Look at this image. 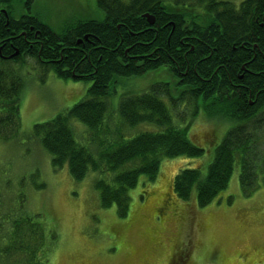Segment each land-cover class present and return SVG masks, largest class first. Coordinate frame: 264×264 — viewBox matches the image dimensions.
I'll list each match as a JSON object with an SVG mask.
<instances>
[{
  "label": "trees",
  "instance_id": "obj_1",
  "mask_svg": "<svg viewBox=\"0 0 264 264\" xmlns=\"http://www.w3.org/2000/svg\"><path fill=\"white\" fill-rule=\"evenodd\" d=\"M31 1L21 0L16 3L14 0H0V8L3 6L9 9L8 18L13 27L45 23L33 11ZM95 1L102 17L79 19L71 25L72 32L80 36L78 40L101 43L104 48L119 44L116 53L105 59L102 67L99 64L107 57L108 52L102 56L99 64L96 62L97 67L101 69L88 77L91 84L85 98H81L51 119L33 124L26 136L27 139L37 140L48 152L52 167L66 165L75 180L82 179L87 172L96 173L98 176L96 175L93 185L98 191L101 207L114 205L117 215L125 216L129 208V190L137 183L140 175L152 180L158 172L162 158L183 154L200 155L204 148L188 137L187 127L170 124L171 118L166 106L151 92L124 94L116 110L121 122L129 126L142 121H153L161 125V129L124 137L123 127L119 126L115 128L112 136L113 110L109 105L110 85L123 77L159 65L154 63L149 65L143 59L146 51L143 43L152 38V32L145 30L148 21L143 13L150 14L152 11L155 14L153 16L156 17V21L154 20L153 24L167 23L164 29L166 34L175 20L179 23H183V20L181 13L168 6L167 0ZM188 1L201 4L209 16L207 22L201 23L203 26H193V33L203 41L215 38L220 59L211 61L213 66H218L217 69L224 72L226 69L222 67L232 64L233 69L237 68L238 72H241L240 65L243 61H248L245 64L248 70L259 71L258 76L250 73L244 74L242 78L245 89L250 90V95L258 93L254 101H249L246 95H240V92L230 93L224 75L217 78L215 85L202 83L199 88L190 90L195 96L203 94L205 98H210L211 106L207 109L209 114L233 122L221 140L215 144L213 155L205 170L198 165L187 166L173 179V192L180 199L190 198L191 193L195 191L197 205L203 206L227 187L235 164L239 168L238 183L242 194L250 195L258 187V169L260 160L264 159V154L260 155L259 149L260 133L264 130V59L260 61L262 66L256 59H241L245 56L237 47L243 40L244 42L246 40L249 46L255 41V35L260 33L255 31L258 29L254 26L259 21L263 22L264 30V13L260 11L264 7V0H242L236 8L229 7L227 1ZM185 2L187 1L181 3ZM17 4L26 11L24 15L15 17L10 9L17 8ZM162 5L166 13L162 11ZM182 6L184 5H178ZM0 17L3 22L5 17ZM1 32L0 38L4 41V36L8 32L5 30ZM12 33L19 32L15 29ZM166 34L159 38L163 43ZM84 36L87 39H84ZM176 36L177 29H174L170 34L171 48L175 41L177 43ZM18 38L22 36L19 35ZM12 42V45L15 47L17 45L20 50V42L17 40ZM231 44H234L236 50H231ZM10 51H14L12 56L18 52L15 48H11ZM132 53L139 54L140 59H126V56ZM97 57L98 53H94L93 62ZM228 58H231V62H228ZM35 60L43 63V68L54 71L60 77L70 76L71 59H68L69 63L57 59ZM8 61L21 62L23 59L19 56L14 59L0 57V62ZM209 65L208 61L198 71L204 74ZM66 67L68 69H65ZM173 68L175 70V67ZM14 73L13 70L0 67L1 141L19 135V99L23 80ZM186 81L192 85L197 84L194 74ZM155 86L157 90L161 89V86L153 85L152 91H155ZM167 93L164 94L168 96ZM71 118H77L86 124L89 132L86 134L88 136L86 144L76 140L74 129L69 122ZM125 164H129V167L123 168ZM24 202L25 199L21 197L14 208L0 201V264H47L49 261L52 247L58 237L56 227L49 229L40 213L25 211Z\"/></svg>",
  "mask_w": 264,
  "mask_h": 264
},
{
  "label": "rangeland",
  "instance_id": "obj_2",
  "mask_svg": "<svg viewBox=\"0 0 264 264\" xmlns=\"http://www.w3.org/2000/svg\"><path fill=\"white\" fill-rule=\"evenodd\" d=\"M220 1L236 8L242 0ZM167 2L187 20L208 21L201 4ZM31 5L39 18L53 27L102 17L95 0H32ZM0 67L13 70L23 80L19 135L0 140V201L16 208L22 197L25 211L40 213L49 229L56 227L58 237L47 264H264V159L258 169V187L250 195L241 192L237 164L227 187L203 206L197 205L195 191L186 200L173 192V179L182 168L198 165L205 170L215 144L233 122L209 114L203 106L192 114V99H179L181 90L173 85L177 79L167 68L139 71L110 85L111 134L119 126L124 137L161 129L153 121L129 126L121 122L116 110L124 94L151 92L166 106L170 124L187 127L188 137L204 152L162 158L154 179L140 175L129 190L127 214L118 216L114 205L101 207L93 185L96 173L87 172L75 180L66 165L52 167L48 152L26 136L33 124L49 120L85 98L91 81L60 77L29 58L0 62ZM151 82L168 83L169 89L164 84L160 90L155 86V91H149ZM69 122L76 140L86 144V124L77 118ZM260 134L263 155L264 130ZM128 167L125 164L123 168Z\"/></svg>",
  "mask_w": 264,
  "mask_h": 264
},
{
  "label": "flooded vegetation",
  "instance_id": "obj_3",
  "mask_svg": "<svg viewBox=\"0 0 264 264\" xmlns=\"http://www.w3.org/2000/svg\"><path fill=\"white\" fill-rule=\"evenodd\" d=\"M10 11L13 15H15V17H18L24 15L26 10L24 8L22 9L21 7H13L10 9ZM162 11L166 13V9L163 7V5ZM177 11L180 13L179 10ZM260 11L264 13V7H262ZM9 14V9L1 6L0 16H4L5 18L4 21L1 22L0 17V34L2 33V30L8 32V34L4 36V41H2L0 38V57L3 59H14L15 57L19 56L22 59H57L64 63H69L68 59H71L70 64L72 67H69L71 68L69 78L88 80V77L91 74H95L101 69L97 67V64L100 63L102 56L108 52L107 57H105L103 62L99 64L100 67L103 66L105 59H109L111 55L116 53L118 49L117 46L119 44L115 47L104 48L103 44L101 43L95 44L94 41L90 40H78L80 36H77L72 32L71 25H69L70 27H62L60 25L53 27L49 23L39 22L38 25H17L16 27H13L8 18ZM150 14L153 15L154 13L151 11ZM154 20L156 21V17ZM181 20H183V23H179L178 20H175V23L170 25V29L167 34L164 33L167 23L153 24L154 21L153 23L148 22L145 30L147 32H152V38L149 41L143 43L146 46L143 59H145L149 65L153 63L159 65L157 67H148L147 70L167 68L169 73L174 76L175 79H177L173 85L181 90L179 93V99H192V107L190 111L195 113L199 106H203L207 111L208 107L211 106L210 98H205L203 94L195 96L191 94L190 90L199 88L202 83L215 85L217 78L222 77V75H224L223 78L226 79V84L228 87H230V93L240 92V95H246V98L249 101H254L258 93L255 95H250V90L245 89L242 78L244 74L250 73L258 76L259 71L248 70V68L245 66L248 61H243L240 65L239 69H241V72H238L239 70H237V68L233 69L231 63H229L231 65L222 67L226 69L224 72L217 69L218 66H213L211 64V61H214V59H220V57H218L219 48L217 42H215V38L211 41H203L199 39V37L193 33V26H203V24L187 20L182 13ZM118 26L119 25H117V27ZM254 27L258 29L255 31L260 33L255 35V41H253L249 46L248 42H246V40L244 42L243 40L238 45L237 49L240 50V52H243V55L245 56L241 59H256L259 65L262 66L260 61L264 59L263 22L259 21ZM15 29H17V32H19L18 34L12 33V31H15ZM174 29H177V43L175 41L173 47L171 48L170 34ZM213 31L214 30H212V32ZM60 32H63V34L61 35ZM165 34V42L163 43L161 40H159V38ZM19 35H21L22 38H18ZM85 36L84 39H87ZM12 40H17L20 42V50L17 45L16 47L12 45ZM138 42L140 41H137V43ZM11 48L18 50L16 55L12 56L15 50L11 52ZM231 50H236L234 44H231ZM30 52H33L34 54H31ZM94 53H98V57L96 58L95 62H93ZM138 58L139 54L137 53H132L128 57L126 56V59ZM208 61L210 64L208 70H206L204 74H201L198 70H200ZM228 62H231V58H228ZM173 67H175V70ZM65 69H68V67ZM192 74L196 76L197 84L192 85L186 81V79L190 78ZM156 84L157 83L154 82L149 83L147 86L148 90H151V87ZM164 84H166L167 88L169 89V84Z\"/></svg>",
  "mask_w": 264,
  "mask_h": 264
},
{
  "label": "water",
  "instance_id": "obj_4",
  "mask_svg": "<svg viewBox=\"0 0 264 264\" xmlns=\"http://www.w3.org/2000/svg\"><path fill=\"white\" fill-rule=\"evenodd\" d=\"M143 16H145L147 18V21L149 23H153V21H154L153 15H151V14H149V13L146 12V13H143Z\"/></svg>",
  "mask_w": 264,
  "mask_h": 264
}]
</instances>
